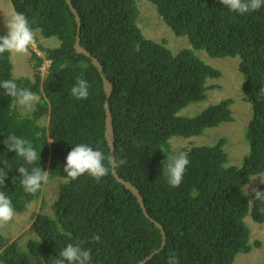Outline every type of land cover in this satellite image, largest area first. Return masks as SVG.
Listing matches in <instances>:
<instances>
[{
    "label": "trees",
    "instance_id": "trees-1",
    "mask_svg": "<svg viewBox=\"0 0 264 264\" xmlns=\"http://www.w3.org/2000/svg\"><path fill=\"white\" fill-rule=\"evenodd\" d=\"M71 1L81 17V45L98 59L112 85L113 152L127 161L116 172L138 188L146 212L164 229L165 245L161 249L159 229L111 171L99 183L87 174L67 178L65 158L76 144L110 151L102 79L90 60L73 49L76 23L65 0H10L14 12L23 13L34 30L45 39H57L59 46L45 49L44 58L34 54L35 83L13 77L10 54L0 55V81L14 79L40 97L31 111L20 106L10 111L11 98L0 88V169L10 167L0 191L11 198L16 212L26 211L39 190L24 192L16 169L39 166L46 171L49 152V178L65 176L66 182L52 217H35L31 231L37 240L31 238L22 247L0 228V264H52L77 239L87 241L83 247L92 250L91 264H137L156 250L146 264H166L170 251L176 252L179 264H232L236 256L260 250V243L251 241L247 221L264 222V202L252 200L244 186L264 173V99L257 100L264 86V7L238 15L219 0H150L172 32L189 41L190 48L173 53L165 43L142 34L139 0ZM198 51L235 60L245 76L241 91L253 113L246 129L250 151L235 167L228 166L224 138L184 149L190 163L180 186L173 188L162 172L163 161L174 153L173 138L204 137L207 129L234 121L232 98L193 116L182 115L188 106L202 103L206 93L223 89L211 83L221 72L202 61ZM45 61L49 64L41 76ZM77 77L90 85L85 100L70 94ZM9 134L31 141L36 164L25 165L5 148L2 142ZM94 234L100 236L98 243L91 239Z\"/></svg>",
    "mask_w": 264,
    "mask_h": 264
},
{
    "label": "clouds",
    "instance_id": "clouds-1",
    "mask_svg": "<svg viewBox=\"0 0 264 264\" xmlns=\"http://www.w3.org/2000/svg\"><path fill=\"white\" fill-rule=\"evenodd\" d=\"M146 1L139 0V2H141V6L145 5L146 3L155 10V13L159 16V20L161 21L165 30L176 37H184L175 35L172 30L164 23L163 18L159 15L156 4L150 0ZM219 3L227 8L229 13H236L238 15H244L246 13L258 11L261 7H264V0H219ZM137 25H139V16ZM6 27L8 30L6 35L0 36V55H3L6 52L10 54V57L11 55H27L29 48L35 43L36 32H38L39 29L34 30L30 26L28 18L21 12H14L9 17ZM29 80L32 83H35L36 81L34 75L33 79ZM89 87L90 85L86 79L77 77L75 84L70 89V94L76 100H85L89 96ZM0 88L5 90L4 95L11 98V103L8 106L10 111L15 110L18 106L30 110L40 100V97L35 92L31 91L29 88L19 87L14 79L0 81ZM261 99H264V86H261L257 93V100ZM2 143L8 151L14 152L16 156L22 158L25 165L36 164L38 154L31 141L22 137H18L15 134H9ZM122 152L123 149H121V153ZM52 160V154L49 152L46 163V171H42L39 166L32 167L31 169L26 166L17 167L16 171L20 174V184L24 192L28 194H35L39 190L37 192V194L39 193L38 199L29 204L26 211L22 213L16 212L11 198L6 195L4 191H0V228H3L9 222H13L14 218L17 219L19 216L28 215L27 220L22 221L20 224H18L20 227L15 229L19 236L13 239L11 234L12 241L18 240L22 247H25L29 239H38L37 234H33L31 231L35 225V217H38L39 214L49 215L52 217L53 211H55L58 203L60 202V194L64 189L62 185L66 182V177L56 176L49 178V165L52 163ZM126 163V159H124L122 156L118 157L113 151L105 153L104 151H101L99 147L93 148L88 144L80 143L76 144L67 153L63 171L66 173V176L69 180H77L81 175L87 174L90 178L99 183L103 177L109 174L110 171H115L117 168ZM189 163L190 161L187 152L169 153L167 155L166 159L163 161L162 172L167 184L170 187L176 188L180 186ZM9 168L10 167L5 166L4 168L0 169V185H4L5 180L7 179V172ZM50 180H54V183L57 187V193L53 192L51 189L45 188L46 183ZM259 189L252 190V200L264 202V190ZM246 194L251 196L247 192ZM36 205H39L41 210L46 208L47 213H43L41 211L34 213L33 210H30L31 206L34 207ZM24 235H28V237L26 239H22ZM91 239L93 242L98 243L100 241V236L94 234ZM85 243H87V241L80 239H77L74 243H67L59 251L58 257L53 258L52 264H91L92 250L90 248L83 247ZM166 264H179L175 251L169 252Z\"/></svg>",
    "mask_w": 264,
    "mask_h": 264
},
{
    "label": "rangeland",
    "instance_id": "rangeland-1",
    "mask_svg": "<svg viewBox=\"0 0 264 264\" xmlns=\"http://www.w3.org/2000/svg\"><path fill=\"white\" fill-rule=\"evenodd\" d=\"M146 1V0H142ZM147 2V1H146ZM149 3V2H148ZM139 25L142 34L145 38L165 43L166 48L173 53H177L180 50L190 48L189 41L186 37H176L165 30L162 26L159 16L155 13L152 7L145 3L141 6L139 2ZM14 13L13 6L10 0H0V36L6 35L9 17ZM59 46V42L55 38L45 39L38 32H36V39L34 45L29 48L27 55H18L10 57L13 65L12 75L15 78H29L33 79L34 66L37 64V60L34 58V54L39 58H44L45 49H54ZM199 58L206 64L219 69L222 76L218 80L211 81L212 84H218L223 86L222 90H214L206 93V99L202 103L188 106L182 115L193 116L197 111L207 107L209 104H218L222 100L232 98L234 103L231 105L232 116L234 121L229 123H222L217 128L207 129L204 137L199 138H173L171 147L174 153L181 152L184 149H189L191 146L202 144L216 143L220 138L227 140L225 150L228 153V166L240 167L243 163L244 157L249 153L250 147L246 139V129L253 116L250 103L244 100V94L241 91L242 85L245 82V76L238 71V67L235 60L223 58L214 59L208 57L203 51L196 52ZM49 62H43L40 68L41 76H44ZM34 109V107H32ZM22 110V109H21ZM28 111H31V109ZM175 140V141H174ZM264 185V173L259 176L251 177L248 184L244 187V190L252 195L253 189H259ZM45 188L51 189L57 193V187L54 180H50L46 183ZM30 210L34 213L43 212L47 213L46 208L41 210L39 205L31 206ZM28 215L19 216L17 219H13V222H9L2 229L9 237L16 238L18 233L16 228L20 227L22 221L27 220ZM247 225L250 229L251 241L260 243V250L254 249L247 255L236 256L232 264H264V223L258 224L251 219L247 221ZM28 235H24L22 239H26ZM34 264H43L41 261H34Z\"/></svg>",
    "mask_w": 264,
    "mask_h": 264
},
{
    "label": "water",
    "instance_id": "water-1",
    "mask_svg": "<svg viewBox=\"0 0 264 264\" xmlns=\"http://www.w3.org/2000/svg\"><path fill=\"white\" fill-rule=\"evenodd\" d=\"M70 11L72 12V14L74 15L75 18V23H76V37H75V43H74V51L76 54L78 55H83L86 58L91 60L92 65L98 70L101 79H102V84H103V90L105 93V96L107 98V100L111 97L112 94V85L111 83L105 78V76L102 74L103 68L100 65L99 61L92 56L84 47H82V45L80 44V29H81V18L80 15L77 13L76 9L74 8L72 1L71 0H65ZM105 101L104 103V107H105V112H106V118H105V131H104V136H105V140L106 143L110 149V151H114V127H113V118L109 109V105H108V101ZM111 174L113 176V178L115 179V181L118 184H121L126 190H128L129 192H131V194L136 198L143 214L147 217V219L152 222L156 228L159 229L161 235H162V243H161V249L164 247L165 245V232L164 229L162 227V225L160 223H158L157 221H155L154 219H152L148 213L146 212L145 209V204L143 202L142 196L140 194V191L138 190L137 187H135L131 182L121 178L116 170L115 171H111ZM159 250L154 251L153 253H151L150 255L146 256L142 261H140L137 264H146L149 260H151L153 258V256L158 253Z\"/></svg>",
    "mask_w": 264,
    "mask_h": 264
}]
</instances>
